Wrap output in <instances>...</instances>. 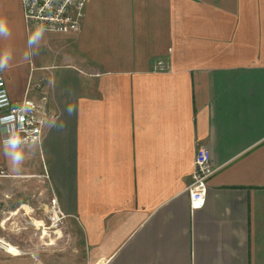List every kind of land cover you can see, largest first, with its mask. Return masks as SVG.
Returning a JSON list of instances; mask_svg holds the SVG:
<instances>
[{
  "label": "crops",
  "instance_id": "0c3cea01",
  "mask_svg": "<svg viewBox=\"0 0 264 264\" xmlns=\"http://www.w3.org/2000/svg\"><path fill=\"white\" fill-rule=\"evenodd\" d=\"M88 1L78 32L33 44L6 0L8 93L56 118L19 162L0 126V181L56 195L84 264H264V0ZM203 142L217 171L192 210Z\"/></svg>",
  "mask_w": 264,
  "mask_h": 264
},
{
  "label": "built area",
  "instance_id": "2783aa9c",
  "mask_svg": "<svg viewBox=\"0 0 264 264\" xmlns=\"http://www.w3.org/2000/svg\"><path fill=\"white\" fill-rule=\"evenodd\" d=\"M25 20L28 26L53 33L78 32L84 17L87 0H21ZM170 67L163 61L156 63V71H167ZM56 118L48 105L46 95L35 100L27 94L21 100H13L6 86L3 72L0 70V126L5 134L3 143L17 141L20 147L42 144L46 125ZM217 169L211 161L209 145L200 143L197 148L195 170L187 187L190 208H204L209 192V180ZM2 175H5L2 173ZM45 177L49 179V175ZM68 215L62 209L59 199L53 195L49 201L48 222L43 227L55 234H61Z\"/></svg>",
  "mask_w": 264,
  "mask_h": 264
},
{
  "label": "rangeland",
  "instance_id": "374dc122",
  "mask_svg": "<svg viewBox=\"0 0 264 264\" xmlns=\"http://www.w3.org/2000/svg\"><path fill=\"white\" fill-rule=\"evenodd\" d=\"M0 21L5 23L8 34L17 30L6 0H0ZM36 29L34 25L29 27L33 33ZM45 34L54 33L42 31ZM20 181L15 179L7 184L0 181V264H84L80 257L71 255L76 247L69 240L66 226L59 235L41 227L44 223L46 227L49 225L52 194H36L35 178L25 183Z\"/></svg>",
  "mask_w": 264,
  "mask_h": 264
},
{
  "label": "clouds",
  "instance_id": "9594fccd",
  "mask_svg": "<svg viewBox=\"0 0 264 264\" xmlns=\"http://www.w3.org/2000/svg\"><path fill=\"white\" fill-rule=\"evenodd\" d=\"M42 31H43L42 29H38L37 32L32 37H30L29 42L33 44L38 43L39 40L41 39ZM0 35H4V36L8 35L7 27L3 21H0ZM5 64L6 61L0 60V68H3ZM69 112H71L70 109ZM18 148L19 145L17 141H9L5 145L6 154H10L14 162H19L20 159H22V153L18 150Z\"/></svg>",
  "mask_w": 264,
  "mask_h": 264
}]
</instances>
